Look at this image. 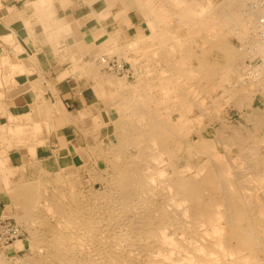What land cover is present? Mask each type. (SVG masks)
Listing matches in <instances>:
<instances>
[{
  "label": "bare ground",
  "instance_id": "1",
  "mask_svg": "<svg viewBox=\"0 0 264 264\" xmlns=\"http://www.w3.org/2000/svg\"><path fill=\"white\" fill-rule=\"evenodd\" d=\"M172 1L170 9L174 11L161 14L159 21L152 19L153 13L157 11L155 6L151 3L146 6V11L150 14L147 21L151 30L150 38L152 41L156 39V48L151 53L152 59H163L166 62V68L160 71V74L167 71L174 74L179 71L175 64L169 62L171 59L177 57L182 59L183 63H186L187 59H195L196 65L190 63V68L178 72L187 75V83L195 87L205 79L211 82L214 75L221 71L227 74L233 73L234 70L239 72V59L254 55L249 45H241L244 49L240 52L234 50L221 40L220 33L225 26L245 43L249 30L264 32V24L259 22L262 15L256 9H243L239 0H226L221 6L218 5L217 9H210L211 5H208L209 8L205 7L196 0ZM161 6H167L166 2L161 3ZM162 16L166 17V26H162L165 24ZM171 19L174 21L171 22ZM174 25H177L176 30L172 31L170 27ZM159 29L164 36L158 35ZM194 37H200L201 43L204 42L201 50L195 51L191 47V39ZM261 37L259 39H262ZM211 49L220 53L223 64L219 63L222 61L206 64L205 59ZM261 53L264 55V50H261ZM260 66L254 69L256 76L250 79L253 80L250 86L242 88L239 80L240 88L235 85L232 90L223 89L221 94L225 107L240 111L245 109L249 126L226 124L224 120L228 110L222 106V124L214 129L212 137L202 135V140H195L191 139L188 133L182 137L181 128L177 125L182 126L183 119L189 120L187 113L193 110V106H197L194 109H199L198 112L203 115L208 109L204 104L206 98L192 100L181 91L180 93L185 95L183 101L179 98L172 99L167 89L170 85L165 84L162 85L164 99L160 103L170 104L174 100L176 104H183L179 109L174 108L178 116L174 119L171 113L169 116L167 114L168 120L164 121L159 116L160 107L149 108L147 104L146 108H135L140 112V127L135 126L132 131H121L114 140L109 139L111 146H117V150L118 147L130 150L127 153L118 151L124 153L123 163L112 162L110 172L106 171L104 176L94 178L88 196L80 190L67 194L58 192L59 190L41 191L35 183L16 184L13 190H20V193L14 200L19 201L23 210L32 213L40 205L45 210V216L50 215L53 218V224H47L42 218L34 220L44 229L41 232L35 228L31 231L35 246L42 248L43 255L41 260L34 259L35 263L264 264V151H260L258 147L260 144L264 145V134L260 131L264 126V108L253 105L258 93L264 97V67L260 69ZM223 77L227 78L224 75ZM240 77L244 78L242 75ZM106 82L119 85L123 83L108 78ZM218 84L223 86L222 83ZM218 84L211 85L219 86ZM135 91L132 89V92ZM129 97L124 101L119 100L115 105L117 114L124 106L127 113L117 115V128L123 126L119 123L124 118L130 120V113L134 112L135 101L130 102L132 97ZM51 113H47L49 118ZM199 116L196 115V118ZM0 127L7 128L2 129L4 134L23 131L19 125L14 128L6 125ZM31 129L36 137L40 134L41 129L37 122ZM258 142L260 144L257 146L255 143ZM182 144L186 152L183 156L187 159L194 153L206 156L204 163L202 162L196 170V174L202 175L199 183L183 176L189 163L177 168L172 162L175 147ZM32 146L29 151L34 154L35 147ZM112 154L114 155L113 152ZM9 174L10 170L4 166V161L0 160V175L5 185ZM96 182L101 185L100 188L94 186ZM192 198L195 199V204H192Z\"/></svg>",
  "mask_w": 264,
  "mask_h": 264
},
{
  "label": "rangeland",
  "instance_id": "2",
  "mask_svg": "<svg viewBox=\"0 0 264 264\" xmlns=\"http://www.w3.org/2000/svg\"><path fill=\"white\" fill-rule=\"evenodd\" d=\"M129 1L131 2V0ZM196 1L201 2L202 5H204L205 7L211 5L210 9H217L218 5L221 6L222 4H224V2H226V0L225 1L196 0ZM238 2L240 5H242L243 9L254 10L252 5V0H239ZM132 5L135 9L138 8L139 12L142 13L141 15H139V18L142 19V23L144 27V33L142 34L141 38H145V39H143V41L142 40L139 41V44L136 46L132 45L131 44L132 41L130 40L122 48L114 47L111 49V52H109L110 49L109 50L106 49L103 51V53L102 52L97 53L96 56L99 57L101 54L108 55L109 58L107 56H102V57L106 58V61L117 62L116 64L123 67L122 68L124 70L123 73L118 72V70L115 67L114 69L106 68V63H102L101 59H94L95 61L89 60L87 61L86 64H84L86 67H88V71L86 72L87 79H85L87 88L84 90V93L81 96V98H85L84 100L85 104L83 106L84 109L77 111L82 114L80 120L72 121L67 116L64 117L62 114L63 112L66 115H69L75 110L68 111V109H64L61 105L58 106L57 104H55L53 105L54 114L51 116L52 118L50 119L51 120L50 124H52L53 127L51 125L48 128L47 120L44 117L43 113H37L36 115L40 116L41 119L38 120L35 119L33 121H28V122L33 123L35 121H38L41 124L39 143L34 141L35 139H37V137L34 135L35 133L33 134L30 128L21 131L20 133L4 134L2 133V129L7 130V128L0 127V139H2L0 143V148H1L0 151H4V153L1 156L5 157V159H3L5 163L4 165L11 172V174H9L8 182L6 185L4 184L0 175V179H1L0 201L2 206L4 205L2 207L3 214L0 219H10L11 221L16 222L22 228L24 233L23 237H21L18 240H15L17 250L19 251V253L17 254L12 251H9L11 245L3 246L2 243L0 242V264H36L35 260H41L43 256L41 251L42 248H38L37 246H35L34 237L31 231H34V228L36 229V231L39 230L40 232L44 229H42V227H40L39 224L37 225V222L35 223L34 220L42 218L45 219L44 221L48 222L47 224H53L52 216L50 215L45 216V210L40 205L37 208L38 211L35 208L34 209L35 212L33 211L32 213H28L25 210H23V208L19 204V201L14 200L15 196L20 193V190L18 191L13 190V187L16 184H18L19 182L35 183L36 185H38V188H40L41 191L47 189L56 190V191L59 190L58 192H64L67 194H74L76 191L80 190L83 192L84 195L88 196V191L90 187L93 185L94 178L99 176H104V173L106 171L110 172L112 162L123 163L124 153H119L118 151L119 150L126 151L127 153V151L130 150L129 148L125 149V147L122 149L118 147L117 150V146H111L109 139L111 138L112 140H114V138L119 136L121 131L122 132L125 130L132 131V129L135 128V126L137 128L140 127L138 123L140 112L136 111L135 108L137 109L138 108L141 109V107L146 108L147 104L149 105V108L160 107L161 113L159 114V116H161L162 120L164 121L168 120V116L170 113L173 115L174 119L178 116V113L176 110H174V108L179 109L180 106H182L183 104H176L174 100H172L170 104H165L164 102L160 103V101L164 99V90H162V85L165 84L170 85V87H167V89L169 90V96L172 99L179 98L180 100L183 101L185 95H182L180 93L181 91H184L185 92L184 94L188 95L187 98L192 100H197L199 97H203V99L204 97L206 98L204 99V104L205 106H207L208 109L207 111L204 112L203 115L200 114V111L198 112L199 109L198 110L194 109L197 106L195 107L193 106L192 107L193 110L192 111L190 110V112L187 113L188 118L190 117L189 120L183 119L182 122L183 125L182 126L177 125L178 128L179 127L181 128L182 137H185L186 134L188 133L191 139L202 140V135L205 137H212L214 129L218 128L217 126L222 124L220 118L223 117V111H224L223 108L225 107L224 106L225 102L221 95L223 93V89L232 90L234 89L235 85L238 88L239 80H240L239 82L242 84V88H247L248 85L250 86V82L253 81L250 79H254V76H256L254 75V69L260 66L261 64L262 66H260V69H263L264 67V61H263L264 55L262 53L260 54V51L264 50L263 36L261 37L263 39L262 41V39H259L261 35L258 32H256L253 29L252 31L249 30V32L246 33V36L248 35L247 41L245 40V43H243L241 40L238 39L237 35H234L235 34L234 31L232 32L231 30L228 31L225 28V26H223L224 28L221 30L220 33L221 40L228 43L230 46L234 48V50L239 52L240 50L244 49V47L241 48V45L242 46L249 45L250 49L252 50V53H254V55L251 57L248 58L245 57L244 59H239L240 65L239 64L237 65L238 67L237 70H239V72L241 71L240 75H242V77L244 78H241L240 75H238L239 72L235 70L233 71V73L228 72V74L227 72L224 73L223 71H221L214 75V78H212L211 82L208 81V79H205L204 81H200V83L195 87L189 86V83H187V79H188L187 75H185L183 72L182 73H178V72L181 69L187 67L190 68L191 67L190 63L196 65L197 61L195 59H187V62L183 63L182 59H177V57L171 59L169 62H171L172 65L175 64L176 69H178L179 71H176V73L174 72V74L171 71H167L165 74H160V71L165 70L166 62L163 59H152L153 56L151 53L152 50L154 49L152 46L153 44L152 40L149 39L151 35L150 34L151 30L147 23L146 16L144 15L143 10L140 9V7L136 3L133 2ZM163 20L166 21V17H163ZM166 25L167 23L162 24V26H166ZM159 34L160 36L162 35L164 36V33L162 32ZM255 35L256 37H254ZM252 38L253 40H251ZM191 40H192L191 47L194 48L195 51L201 50V48L204 46L203 45L204 42L202 41L201 43L200 37H194ZM237 47L241 49H237ZM114 55L115 56L117 55L116 58L118 60H116V58L113 57ZM121 60L125 61V64H123ZM205 61L206 64H208V62H217V61H222L219 62L222 64L224 63L220 53L216 52L213 49H211L207 53V59H205ZM181 63L182 65H180ZM94 66H96V69H98L99 71V73L96 74L98 76L100 75V77H102L103 79L108 78V79H113L115 81L118 80L123 83H121L120 85L112 84L113 86H109V87L104 83L105 85L103 86V90H102L101 86L99 84H96L97 78H95L93 75H90L91 74L90 67H94ZM139 67H141L140 71H138ZM246 67L248 69H246ZM223 75L227 76V78H230L232 81L230 79L228 80L227 78L225 79ZM258 76H259L258 81H260V75ZM140 80H141V84L139 85L138 83ZM91 82H92V87L90 85ZM217 82L222 83L223 86L219 85ZM212 83L218 84L219 86H213L211 85ZM176 84L177 86L175 87ZM136 85H138V87ZM126 88L128 90H126ZM132 89L133 91L136 90L135 93L132 92ZM102 91H106L107 93L109 92L113 93V95L111 96L104 95L102 94ZM141 91H146V93ZM147 94L149 95V97ZM127 97L129 98L132 97L130 99V102L135 101L133 103L134 112L130 113L131 114L130 120L124 118V120L119 123L121 125L123 124V126L117 128L118 125L117 115H119V113L121 115L122 112L123 114H127V113L126 110H124L125 108L124 106L123 109H121L120 112L117 114L115 110L116 109L115 105L119 100L120 101L127 100ZM113 102H114V107H113ZM253 105L254 107L264 108V97H262L260 93L256 95ZM222 106L224 107L222 108ZM59 107L63 108L62 112L59 110ZM188 107L186 106V108ZM54 108H57V110L54 111ZM225 109L228 110L227 112L228 114L226 115L224 120L226 124L249 126L246 120L245 109L241 111L234 109L233 107L231 108L225 107ZM221 110L223 111L221 112ZM55 114L57 115L55 116L56 118L53 117ZM195 114L197 116L200 115L199 116L200 118L199 117L196 118ZM7 120H8L7 125L14 124L10 121V120L15 121L14 119H5L4 117H2L1 122ZM17 124H25V122L24 123L18 122ZM260 131L262 134H264V126L261 127ZM260 131L258 132L260 133ZM58 133L59 134L63 133L66 135L70 134V136H68V139H70L71 137L76 138V140L74 141V145L75 147L79 145V148L74 149V151L71 150V153L67 154L66 150L62 149L63 146L65 145L63 141L64 139L63 137L57 136ZM114 133L117 135H115ZM48 140H51V142H48ZM258 140L260 139L258 138ZM57 143H59V146L57 145ZM255 144L258 146L260 143L258 142ZM32 145H34L35 147L34 154H32L29 151V147H33ZM108 147H110V149ZM258 147L260 151L261 150L262 152L264 151L263 144H260ZM115 149L117 151H115ZM112 152L114 153V155L112 154ZM185 153H186L185 146L183 144L182 146L177 145L174 149L175 156L172 162L174 163V165H176L177 168L184 167L189 163L188 166L190 167L187 166L183 176L192 182L199 183L202 178V175L196 174L197 173L196 170L199 166L202 165V162L204 163L206 156L200 153H194L191 154V156L187 159L186 156H183ZM108 154L110 157L108 156ZM192 172L195 174H193ZM94 186L96 188L101 187V185H99L98 182H96ZM19 187L21 186L19 185ZM192 204H195L194 198H192ZM18 242H20V244H18ZM30 259L31 261L29 262Z\"/></svg>",
  "mask_w": 264,
  "mask_h": 264
},
{
  "label": "crops",
  "instance_id": "3",
  "mask_svg": "<svg viewBox=\"0 0 264 264\" xmlns=\"http://www.w3.org/2000/svg\"><path fill=\"white\" fill-rule=\"evenodd\" d=\"M131 2L129 0L124 2L123 0H0V126L14 128L19 125L24 131L31 129L37 122L41 129L38 121L33 123L28 121L41 119L36 114L45 113L44 117L49 122L47 124L49 128L52 125L49 119L54 114L51 106L55 104L61 105L68 111L75 110L69 115L63 112L64 117L68 116L72 121L80 120L82 114L77 111L84 109L85 98L81 96L87 88L85 79H87L88 67L84 64L89 60L102 59V56L109 58L106 54H101L100 57L96 55L108 48L112 49L114 44L116 48H122L133 40L131 44L136 46L144 39L141 38L144 27L142 19L139 18L142 13L138 8L133 7V2L139 4L144 15L146 14L147 21L150 15L146 11L148 3L153 4L157 9L152 15L154 21H159L161 14H170L172 13L170 11H174L170 9L172 0H131ZM165 2L167 6L162 7L161 3ZM176 26H171L170 29L175 31ZM157 31L161 33L160 29ZM152 43L155 49L156 41ZM113 57L116 58L117 55ZM121 62L125 64V61L121 60ZM140 69L141 67L138 71ZM90 73L97 78L96 84H99L102 90L105 84L108 87L113 86L106 82L107 78L103 79L96 74L99 73L96 66L90 67ZM90 85L92 87V82ZM102 94L113 95L106 91H102ZM62 107H59L61 112ZM55 110L57 108H54ZM49 112H52L51 118L47 115ZM55 116L57 115L53 117L56 118ZM2 117L13 118L15 121L10 120L14 123L13 126L7 125L8 120L1 122ZM16 122H25V124ZM39 135L34 141H39ZM57 136L63 137L65 145L62 149L66 150L67 154L79 148V145L77 147L74 145L76 138L68 139L70 134L58 133ZM1 141L2 139L0 143ZM57 145L59 146V143ZM1 154L0 160L3 161L5 157ZM3 206L0 201V218L3 214ZM10 245L9 251L19 253L15 241Z\"/></svg>",
  "mask_w": 264,
  "mask_h": 264
},
{
  "label": "built area",
  "instance_id": "4",
  "mask_svg": "<svg viewBox=\"0 0 264 264\" xmlns=\"http://www.w3.org/2000/svg\"><path fill=\"white\" fill-rule=\"evenodd\" d=\"M253 9L260 13L259 22L264 24V0H252ZM259 34L264 38V32L260 31ZM102 63H106V68L118 70L123 73V67L116 64L115 61H106V58L101 59ZM24 233L22 228L14 221L10 219H0V242L3 246L10 245L13 241L23 237Z\"/></svg>",
  "mask_w": 264,
  "mask_h": 264
}]
</instances>
